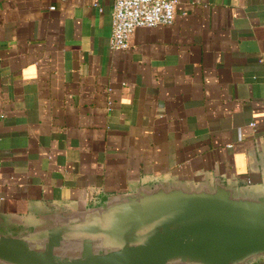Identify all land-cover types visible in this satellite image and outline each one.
<instances>
[{
    "label": "crops",
    "instance_id": "0c3cea01",
    "mask_svg": "<svg viewBox=\"0 0 264 264\" xmlns=\"http://www.w3.org/2000/svg\"><path fill=\"white\" fill-rule=\"evenodd\" d=\"M168 1L173 25L113 51L115 0H0L3 212L146 177L264 184V0Z\"/></svg>",
    "mask_w": 264,
    "mask_h": 264
},
{
    "label": "water",
    "instance_id": "95a60500",
    "mask_svg": "<svg viewBox=\"0 0 264 264\" xmlns=\"http://www.w3.org/2000/svg\"><path fill=\"white\" fill-rule=\"evenodd\" d=\"M255 160L264 176V148ZM259 263L264 184L219 170L196 180L146 177L93 206L31 200L20 215L0 205V264Z\"/></svg>",
    "mask_w": 264,
    "mask_h": 264
},
{
    "label": "built area",
    "instance_id": "2783aa9c",
    "mask_svg": "<svg viewBox=\"0 0 264 264\" xmlns=\"http://www.w3.org/2000/svg\"><path fill=\"white\" fill-rule=\"evenodd\" d=\"M110 47L126 51L139 28L167 27L176 19V2L168 0H115Z\"/></svg>",
    "mask_w": 264,
    "mask_h": 264
}]
</instances>
